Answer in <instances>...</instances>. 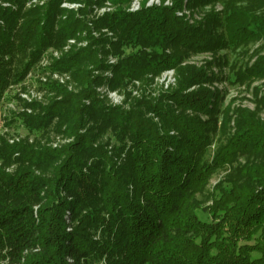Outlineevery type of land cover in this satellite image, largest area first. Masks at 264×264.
<instances>
[{"label": "trees", "instance_id": "16d2710c", "mask_svg": "<svg viewBox=\"0 0 264 264\" xmlns=\"http://www.w3.org/2000/svg\"><path fill=\"white\" fill-rule=\"evenodd\" d=\"M30 1L0 0V99L45 49L88 43L54 65L78 91L55 86L59 100L8 123L73 141L52 149L0 138V264H264V121L257 115L264 95L256 112L236 109L232 118L223 94L203 87L223 78L181 65L190 54L264 40V0H173L137 12L126 11L131 0L27 7ZM105 1L115 10L87 20L90 3ZM184 1L188 9H223L194 25L176 14ZM125 48L136 51L123 56ZM110 56L115 64H107ZM171 69L174 88L133 99L128 109L108 106L94 90H120ZM261 78L264 56L236 74L239 83ZM108 132L112 148L103 140ZM224 167L228 173L206 194Z\"/></svg>", "mask_w": 264, "mask_h": 264}, {"label": "rangeland", "instance_id": "374dc122", "mask_svg": "<svg viewBox=\"0 0 264 264\" xmlns=\"http://www.w3.org/2000/svg\"><path fill=\"white\" fill-rule=\"evenodd\" d=\"M45 0L38 2L32 0L26 4L30 5L42 4ZM92 1V0H91ZM173 0H131L130 4L126 6V11L137 12L142 7H171ZM3 6H9L4 3ZM62 8L77 11L79 4L63 2ZM110 2L105 1L102 5L90 3V15L87 20L96 19L103 16L105 13L115 10ZM223 4L216 3L214 5H205L202 7L188 9L186 1L183 2L182 8L176 13L178 16H183L190 24L201 22L206 15L222 12ZM88 26L91 24L88 22ZM106 32V30H102ZM85 32L82 33V36ZM94 37L99 34L92 32ZM110 36V33H107ZM87 41L70 39L61 48L49 47L45 49L38 60L27 71L22 80L17 83H10L4 91L0 99V138L8 142L14 139L19 141H28L29 143L39 142L41 145H47L52 149L59 148L61 145L71 143L73 138H63L53 133H47L45 136L30 134L22 125L21 121L15 120L13 124L8 125L10 119L18 118L20 115L34 114L33 105L47 106L52 100H59L60 96L56 94L53 89L55 86L63 87L68 92L76 93L78 88L75 85L72 77L68 72L60 71L54 65L65 55L71 48L78 50L87 46ZM136 49L125 48L123 56L135 52ZM264 56V40H257L240 46L236 49H224L216 53L201 52L190 54L188 58L181 63L182 66H193L197 69H203L207 74L223 78V81H214L212 84H205L203 87L210 91H220L223 94L222 109L229 106V116L233 118L232 112L236 109H246L249 112H256V100L264 95V78L249 80L244 83H239L236 80V74L239 71H244L246 67H250L255 60ZM107 64H115L118 57H108ZM91 69V68H90ZM54 75L57 78H54ZM94 76L109 77L110 72L93 71ZM175 71L173 69L162 72L158 77L153 80H146L145 82L132 81L129 82L126 88L120 90H110L106 84L94 87L97 98L103 100L111 107H121L128 109L133 99H141L142 96L157 97L161 93H165L168 89L176 86ZM45 79V83H41ZM149 78V77H148ZM196 88V87H195ZM194 87L190 89L192 91ZM129 96H126V95ZM258 117L264 121V110L257 112ZM205 120L203 116L201 118ZM233 123V119L231 125ZM109 133V132H108ZM103 140L109 141L110 147L115 145L114 137L112 134H106ZM215 141L208 146L205 153V160L211 161L216 149ZM111 141V142H110ZM112 148V147H111ZM242 162V161H241ZM1 164V162H0ZM229 168L224 167L218 170L208 180L206 185V194L213 191L214 186L224 178L228 173ZM210 203L207 204L210 205ZM204 221H210L207 215H202Z\"/></svg>", "mask_w": 264, "mask_h": 264}, {"label": "built area", "instance_id": "2783aa9c", "mask_svg": "<svg viewBox=\"0 0 264 264\" xmlns=\"http://www.w3.org/2000/svg\"><path fill=\"white\" fill-rule=\"evenodd\" d=\"M54 78H57V77L54 75ZM41 80H44L41 83H45L46 82L44 78H42ZM13 142H17V139L9 141L10 144H12Z\"/></svg>", "mask_w": 264, "mask_h": 264}]
</instances>
